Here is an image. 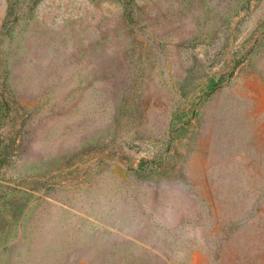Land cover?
<instances>
[{
    "label": "rangeland",
    "instance_id": "1",
    "mask_svg": "<svg viewBox=\"0 0 264 264\" xmlns=\"http://www.w3.org/2000/svg\"><path fill=\"white\" fill-rule=\"evenodd\" d=\"M0 264H264V0H0Z\"/></svg>",
    "mask_w": 264,
    "mask_h": 264
}]
</instances>
